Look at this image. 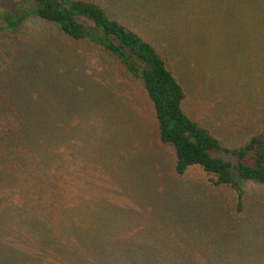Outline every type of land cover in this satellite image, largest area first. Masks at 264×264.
<instances>
[{
	"label": "rangeland",
	"instance_id": "rangeland-1",
	"mask_svg": "<svg viewBox=\"0 0 264 264\" xmlns=\"http://www.w3.org/2000/svg\"><path fill=\"white\" fill-rule=\"evenodd\" d=\"M84 1L155 47L184 112L222 146L264 130V0ZM33 5L0 0V26L6 11L26 16L0 29V107H23L0 113L20 111L26 125L0 123V134L13 133L25 161H60L67 197L45 211L22 203L29 190L0 199V264H264V185L233 173L238 209V192L200 166L178 175L141 80L32 16Z\"/></svg>",
	"mask_w": 264,
	"mask_h": 264
},
{
	"label": "trees",
	"instance_id": "trees-1",
	"mask_svg": "<svg viewBox=\"0 0 264 264\" xmlns=\"http://www.w3.org/2000/svg\"><path fill=\"white\" fill-rule=\"evenodd\" d=\"M30 14L42 21L58 26L60 32L72 40H89L112 54L133 77L141 80L145 93L153 105L160 141L174 150V170L183 175L190 167L200 166L211 175L215 186L229 185L238 192V209L242 208V193L233 173L239 180L254 181L264 185V130L251 136L247 143L237 148H227L218 139L198 126L183 110L185 92L163 57L155 47L118 20L111 18L97 4L84 0H32ZM1 15L0 29L17 28L25 20V13L11 11ZM79 18L90 22L85 27ZM4 99V109L21 110L17 100ZM0 123L8 126H25L26 118L20 111L16 116H3ZM7 123V124H6ZM27 123L29 121L27 120ZM15 127V128H16ZM8 131V130H7ZM0 134V199L29 190L34 196L30 202L23 196V204L39 207L45 211L55 201L67 197L59 190L64 187V167L56 168L60 161H25L14 146L12 134ZM11 132V131H9ZM29 131H24L27 140ZM229 155L234 161L223 160L213 155ZM35 162V163H34ZM59 166V165H58ZM68 173V172H67ZM22 197V196H19ZM82 216V214H79ZM70 217L69 219H71ZM74 218V217H73ZM74 221H71L73 223ZM75 222H78L77 220Z\"/></svg>",
	"mask_w": 264,
	"mask_h": 264
}]
</instances>
